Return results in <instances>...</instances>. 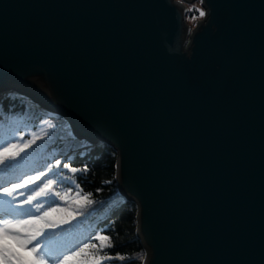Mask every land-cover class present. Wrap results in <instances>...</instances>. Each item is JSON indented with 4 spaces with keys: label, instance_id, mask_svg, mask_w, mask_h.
Wrapping results in <instances>:
<instances>
[{
    "label": "water",
    "instance_id": "water-1",
    "mask_svg": "<svg viewBox=\"0 0 264 264\" xmlns=\"http://www.w3.org/2000/svg\"><path fill=\"white\" fill-rule=\"evenodd\" d=\"M5 93L113 147L144 264H264V0H0Z\"/></svg>",
    "mask_w": 264,
    "mask_h": 264
},
{
    "label": "trees",
    "instance_id": "trees-1",
    "mask_svg": "<svg viewBox=\"0 0 264 264\" xmlns=\"http://www.w3.org/2000/svg\"><path fill=\"white\" fill-rule=\"evenodd\" d=\"M193 16L199 18L198 11L188 9L187 22L192 24L195 21L191 19ZM70 131L67 121L46 116L42 109L33 106L25 98L11 93L0 98V147L9 142L24 143L30 140L34 133L42 137L37 140L36 145H33V148L41 145L39 150L26 158L17 168L8 172L12 180H5V173L0 171V185L17 179L22 180L27 175L36 174L39 171L48 172V168L51 167L52 171L48 173V176L43 177L38 185H42L49 178H54L57 182L54 183L52 191L61 193L64 198L42 197L40 201H33V204L44 203L40 213L32 208V211L28 210L25 214L40 215L44 211L56 208L76 215L77 219L71 224L62 225L61 228L56 229L57 232H62L64 229L72 228L77 221L81 222L71 233L53 242L56 248L59 251H66L78 245L83 246L85 242L99 245L106 242L90 239V237L94 234L108 235L115 246L106 248L105 251L113 255L119 253L125 256V260L113 259L105 261L104 264H143V247L136 233L137 207L134 202L127 200L118 192L116 152L104 143L88 145L86 140L70 138L68 137ZM21 136L24 138L23 141L19 139ZM57 160L60 162L59 167H56ZM65 163H69L70 167L81 169L87 166L89 171L73 174L69 168L64 167ZM53 173H59V175L53 177ZM77 184L79 188L76 187ZM38 185L31 187L38 190ZM29 192L30 189L24 188L14 195L18 197V201H24ZM77 192H80L79 197ZM85 195L93 201L92 204L75 202ZM3 199L8 198H0V201ZM7 202L11 205V202ZM88 251L96 254L95 249H88Z\"/></svg>",
    "mask_w": 264,
    "mask_h": 264
},
{
    "label": "snow or ice",
    "instance_id": "snow-or-ice-1",
    "mask_svg": "<svg viewBox=\"0 0 264 264\" xmlns=\"http://www.w3.org/2000/svg\"><path fill=\"white\" fill-rule=\"evenodd\" d=\"M203 3V0H201ZM190 11H198L199 18H204L207 13L201 9H189ZM192 20L197 19L196 16L191 17ZM53 127V125H49ZM20 141L24 138L21 136ZM42 139L38 134H33L32 138L24 143L9 142L5 146L0 147V171L5 173V180H12L8 176V172L17 168L26 158L37 152L41 145H36L37 140ZM32 150L31 152L29 150ZM60 162L57 160L56 167H59ZM64 167L76 174L78 172L87 173L89 168L70 167L69 163H65ZM51 167L48 172L39 171L36 174L27 175L22 180L17 179L14 182L0 185V198L7 197L4 201L11 202V207L16 209V214L0 213V264H104L105 261L113 259L123 261L125 256L116 253L115 255L105 251L106 248H113L115 245L112 238L108 235L94 234L90 239L103 241L106 243H83V246L68 248L66 251H59L55 246V241H59L65 234L71 233L80 221H77L72 228L64 229L62 232H57V228L62 225L71 224L76 220V215L72 212H65L63 209L52 208L50 211H44L40 215L25 214L28 210L32 211L35 208L37 213L44 207L43 202L33 204V201H40L42 197L57 196L63 199L64 197L59 192H53V185L57 181L54 178H49L42 185L38 182L43 177L48 176L51 172ZM59 173H53L55 177ZM71 180V178H69ZM32 185H38V190L33 189ZM79 188V185H76ZM30 189L29 195L24 201H18V197L14 195L20 189ZM80 196V192H77ZM77 204L87 203L92 204L88 195L77 199ZM30 205L31 207H25ZM64 213L58 215L57 213ZM88 249H95L96 254H92ZM87 257V259H85Z\"/></svg>",
    "mask_w": 264,
    "mask_h": 264
},
{
    "label": "bare ground",
    "instance_id": "bare-ground-1",
    "mask_svg": "<svg viewBox=\"0 0 264 264\" xmlns=\"http://www.w3.org/2000/svg\"><path fill=\"white\" fill-rule=\"evenodd\" d=\"M6 94H8V93H5V94H3L0 98H2L4 95H6ZM30 102V101H29ZM33 106H35V107H38V108H40V109H42V111H43V113L46 115V116H48V117H50V118H56V119H64L65 121H67L63 116H49L48 114H47V112H46V110H45V108L44 107H42V106H38V105H36V104H34V103H32V102H30ZM68 122V121H67ZM68 124H69V122H68ZM69 126H70V124H69ZM70 128H71V126H70ZM72 130V129H71ZM70 138H77V139H80V140H86L87 141V139L86 138H83V139H81V138H78V137H75V136H73V134H72V132L70 133ZM88 142V141H87ZM99 143H104V144H106V145H108L109 147H111L112 149H113V147L111 146V145H109V144H107V143H105V142H102V141H98L97 143H91V142H88V145H94V144H99ZM114 150V149H113ZM115 151V150H114ZM116 152V151H115ZM117 154V153H116ZM117 163V162H116ZM116 180H117V183H118V176H117V169H116ZM118 192H119V194H121V195H123L122 193H120V191H119V188H118ZM124 197H125V195H123ZM128 200V199H127ZM130 201V200H129ZM132 202V201H131ZM135 203V202H134ZM136 204V203H135ZM136 207H137V205H136ZM1 213H2V211H0ZM137 230V229H136ZM136 233H137V231H136ZM141 241V240H140ZM143 264H144V261H143Z\"/></svg>",
    "mask_w": 264,
    "mask_h": 264
},
{
    "label": "rangeland",
    "instance_id": "rangeland-1",
    "mask_svg": "<svg viewBox=\"0 0 264 264\" xmlns=\"http://www.w3.org/2000/svg\"><path fill=\"white\" fill-rule=\"evenodd\" d=\"M186 7L188 9H200V5L197 1H195L193 3H188ZM188 23L191 24L190 22H188ZM70 133H71V131H70ZM68 137H70V136H68ZM4 200L5 199L0 201V211H2V214H14V213H16L17 210L13 209L11 207V205L7 201H4ZM3 207H5V209H3ZM29 207H31V206L29 205Z\"/></svg>",
    "mask_w": 264,
    "mask_h": 264
}]
</instances>
